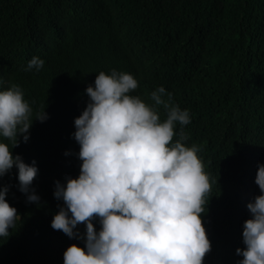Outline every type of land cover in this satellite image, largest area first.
Listing matches in <instances>:
<instances>
[{"label": "trees", "instance_id": "1", "mask_svg": "<svg viewBox=\"0 0 264 264\" xmlns=\"http://www.w3.org/2000/svg\"><path fill=\"white\" fill-rule=\"evenodd\" d=\"M34 56L43 67L25 71ZM116 61L144 69L148 83L163 86L172 103L189 111L191 122L174 130L182 131L186 146L198 148L210 179L202 220L212 248L203 264H239L247 196L259 188L253 159L264 146L258 129L264 126V0H0V69L10 87L22 89L33 113L27 144L23 135L0 139L14 156L48 167L31 185L39 202L19 191L17 173L0 177L19 215L9 236L0 237V264H63L69 246L84 247L83 223L77 226L81 239L51 227L63 206L54 196L56 182L78 177L82 163L79 148L63 143L73 132L65 121L56 125L55 111L82 99L75 89L58 96L49 89L58 75L86 87L97 65ZM154 90L142 88L152 105ZM157 110L165 119L163 105ZM44 111L47 119L35 120ZM35 142L48 147L29 148ZM93 223L98 231V220Z\"/></svg>", "mask_w": 264, "mask_h": 264}, {"label": "clouds", "instance_id": "2", "mask_svg": "<svg viewBox=\"0 0 264 264\" xmlns=\"http://www.w3.org/2000/svg\"><path fill=\"white\" fill-rule=\"evenodd\" d=\"M43 65L34 56L25 71H39ZM151 65L149 61L147 68ZM146 86L155 89L151 93L154 105L142 93ZM68 89H75L82 100L58 106L56 125L65 121L69 134L73 132L63 143L79 148L82 163L78 177L66 178L65 184L56 182L54 196L63 200V206L53 216L51 227L75 239L82 238L79 224L85 225L86 232L84 247L69 246L63 264H203L212 248L202 220L210 201V179L198 148L186 146L182 131L174 130L176 123L191 122L189 111L172 103L170 92L148 83L145 70L127 61L97 65L86 87L71 76L58 75L49 92L58 96ZM160 105L166 109L163 120L157 110ZM46 119L44 111L35 120ZM32 123V109L22 89L10 87L7 72L0 69V137L11 141L23 135L27 144ZM262 127L258 125L259 136L260 131L264 135ZM174 136L179 138L174 141ZM33 147L48 145L35 142L29 146ZM255 155L253 169L259 188L247 196L250 201L242 232L245 248L236 249L239 264H264L261 143ZM24 161L0 139V177L17 173L19 191L28 202H39L31 185L39 171L48 167L26 155ZM8 191V185L0 188V237L9 236V228L19 219L17 209L6 201ZM94 220L100 224L98 231Z\"/></svg>", "mask_w": 264, "mask_h": 264}, {"label": "bare ground", "instance_id": "3", "mask_svg": "<svg viewBox=\"0 0 264 264\" xmlns=\"http://www.w3.org/2000/svg\"><path fill=\"white\" fill-rule=\"evenodd\" d=\"M108 55H109V53H108ZM263 90V89H262ZM164 110V109H163ZM179 138V137H178ZM2 178V177H1ZM235 224V223H234Z\"/></svg>", "mask_w": 264, "mask_h": 264}]
</instances>
